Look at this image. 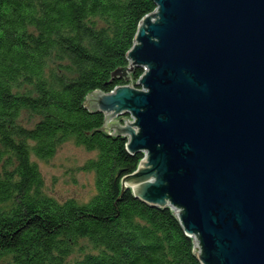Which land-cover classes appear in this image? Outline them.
Instances as JSON below:
<instances>
[{
    "label": "trees",
    "instance_id": "trees-1",
    "mask_svg": "<svg viewBox=\"0 0 264 264\" xmlns=\"http://www.w3.org/2000/svg\"><path fill=\"white\" fill-rule=\"evenodd\" d=\"M156 9L154 0H0V261L202 264L172 208L123 188L144 154H131L128 139L104 131L105 115L85 106L90 93L144 74L113 78ZM69 141L98 153L81 167L96 175L88 203L49 195L33 160H52Z\"/></svg>",
    "mask_w": 264,
    "mask_h": 264
},
{
    "label": "water",
    "instance_id": "water-1",
    "mask_svg": "<svg viewBox=\"0 0 264 264\" xmlns=\"http://www.w3.org/2000/svg\"><path fill=\"white\" fill-rule=\"evenodd\" d=\"M154 2L113 78L144 74L85 106L144 154L123 188L172 208L202 264H264V0Z\"/></svg>",
    "mask_w": 264,
    "mask_h": 264
},
{
    "label": "rangeland",
    "instance_id": "rangeland-1",
    "mask_svg": "<svg viewBox=\"0 0 264 264\" xmlns=\"http://www.w3.org/2000/svg\"><path fill=\"white\" fill-rule=\"evenodd\" d=\"M21 122L32 127L36 119L24 113ZM123 123V121L121 120ZM97 152H89L84 147L77 146L69 141L59 149L57 155L50 161H42L33 157L39 165L45 179L46 192L64 202L74 198L81 204L88 203L96 193V175L94 172L82 171L81 167L89 159L96 158ZM79 254L72 257V261ZM11 257H5L0 264H7Z\"/></svg>",
    "mask_w": 264,
    "mask_h": 264
},
{
    "label": "flooded vegetation",
    "instance_id": "flooded-vegetation-1",
    "mask_svg": "<svg viewBox=\"0 0 264 264\" xmlns=\"http://www.w3.org/2000/svg\"><path fill=\"white\" fill-rule=\"evenodd\" d=\"M126 118H127V117L125 116V117H121L120 119H121V120H122V119H124V120H125Z\"/></svg>",
    "mask_w": 264,
    "mask_h": 264
},
{
    "label": "built area",
    "instance_id": "built-area-1",
    "mask_svg": "<svg viewBox=\"0 0 264 264\" xmlns=\"http://www.w3.org/2000/svg\"><path fill=\"white\" fill-rule=\"evenodd\" d=\"M144 72H145V70H144ZM129 118H131V117L129 116Z\"/></svg>",
    "mask_w": 264,
    "mask_h": 264
}]
</instances>
